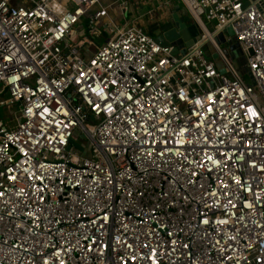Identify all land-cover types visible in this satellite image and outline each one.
Here are the masks:
<instances>
[{
    "label": "built area",
    "instance_id": "built-area-1",
    "mask_svg": "<svg viewBox=\"0 0 264 264\" xmlns=\"http://www.w3.org/2000/svg\"><path fill=\"white\" fill-rule=\"evenodd\" d=\"M99 1L0 0V264H264V0H181L179 53Z\"/></svg>",
    "mask_w": 264,
    "mask_h": 264
},
{
    "label": "rangeland",
    "instance_id": "rangeland-1",
    "mask_svg": "<svg viewBox=\"0 0 264 264\" xmlns=\"http://www.w3.org/2000/svg\"><path fill=\"white\" fill-rule=\"evenodd\" d=\"M17 1V0H15ZM146 0H100L97 4V6H95L91 12L95 11L96 8L98 6H108V10H109V15L106 17V19L104 20H100L99 23L101 24L103 21H108L111 22L115 25H117L118 27H122L124 25V22H128V21H132V18L136 15V13H144L147 10H150L153 8V4L150 3V0H148V4L147 6H144ZM175 8L177 11H181L183 12V14H187L186 8L184 3L181 0H175ZM19 4V3H18ZM125 5H127V7H125ZM144 6V7H143ZM140 13V14H141ZM155 15L154 14H147L144 17V23L145 24H153L155 22L154 20ZM83 22L85 24H87L88 19L87 16L84 15V17L82 18ZM113 21V22H112ZM193 21V20H192ZM205 22L209 25L210 29H212V27L210 26L211 22H209L208 20ZM99 24H97L96 26H98ZM103 27H101L102 29ZM230 31L227 32V35L230 36L231 38L233 37V31L231 28H229ZM106 35V34H105ZM103 36L102 38H100L96 43H101L103 41H105L107 36ZM113 35V34H111ZM215 39L217 40V42L220 44V46L226 49V42L223 40L222 34L221 33H217L215 35ZM237 42L235 41L234 37L233 39H231L229 41L228 47L229 49L233 50V56H234V61L235 63L238 65V69L243 72L246 73L247 70V65H246V61L243 55V51L241 49V47L239 45H236ZM227 45V44H226ZM182 52L185 50L184 47L181 48ZM208 52H212L213 54H216L214 49L212 48V46L209 44L208 45ZM217 55V54H216ZM209 56V55H208ZM8 98V93H5L3 96H0V100H6ZM20 111V108L18 106H12V107H0V117L2 119H4V122H6V124L8 125L9 128L16 126V120H17V115ZM88 125H96L95 122L90 121L88 122ZM77 141L79 143H82V139L77 136Z\"/></svg>",
    "mask_w": 264,
    "mask_h": 264
},
{
    "label": "water",
    "instance_id": "water-1",
    "mask_svg": "<svg viewBox=\"0 0 264 264\" xmlns=\"http://www.w3.org/2000/svg\"><path fill=\"white\" fill-rule=\"evenodd\" d=\"M250 4V1L248 0L245 2L244 6H247ZM174 18V26L167 28L164 27L161 29V31L155 36V39L157 42L164 46H171L173 49V53H179L181 48L184 47L187 48L194 44L197 40L200 39L202 34V29L200 26L193 20L191 14L187 12V14H179L177 10L173 13ZM193 20V21H192ZM230 31L229 28H224L223 32ZM86 33L84 29V24H79L75 31L71 34V38L75 41L77 38L84 36ZM215 38V35H213ZM217 41V40H216ZM226 46V44H225ZM227 52V50H225ZM250 53H253L252 49L249 50ZM209 57L213 58L216 63L217 67L219 68V71L221 73H225V68L223 66V63L219 60L218 55L213 54ZM241 75H245L246 73L241 72ZM71 144L75 145L79 148H81L74 139L71 140ZM82 149V148H81Z\"/></svg>",
    "mask_w": 264,
    "mask_h": 264
},
{
    "label": "crops",
    "instance_id": "crops-1",
    "mask_svg": "<svg viewBox=\"0 0 264 264\" xmlns=\"http://www.w3.org/2000/svg\"><path fill=\"white\" fill-rule=\"evenodd\" d=\"M248 1V0H247ZM175 0H150V3L153 4V8L150 10H147L144 13H136V15L132 18V21L124 22V24H136L142 26L149 34L153 35L154 37L161 31L162 28L167 27H173L174 26V18L173 13L176 10L175 8ZM148 0L145 1L144 6H147ZM143 6V7H144ZM179 14L183 15V12L177 11ZM147 14H154L155 15V22L153 24H145L143 21L145 15ZM106 19V18H105ZM210 26L212 29L214 28L213 24L211 23ZM223 40L226 42V49L229 52V54L234 58L233 56V50L229 49L228 44L231 39L230 36L227 35V32H221ZM238 44V43H237ZM236 44V45H237ZM210 52L207 51V55H209ZM210 56V55H209ZM235 59V58H234Z\"/></svg>",
    "mask_w": 264,
    "mask_h": 264
},
{
    "label": "bare ground",
    "instance_id": "bare-ground-1",
    "mask_svg": "<svg viewBox=\"0 0 264 264\" xmlns=\"http://www.w3.org/2000/svg\"><path fill=\"white\" fill-rule=\"evenodd\" d=\"M209 37H210V39H212V38H213V36H212V35H210Z\"/></svg>",
    "mask_w": 264,
    "mask_h": 264
},
{
    "label": "flooded vegetation",
    "instance_id": "flooded-vegetation-1",
    "mask_svg": "<svg viewBox=\"0 0 264 264\" xmlns=\"http://www.w3.org/2000/svg\"><path fill=\"white\" fill-rule=\"evenodd\" d=\"M238 45V44H237Z\"/></svg>",
    "mask_w": 264,
    "mask_h": 264
}]
</instances>
